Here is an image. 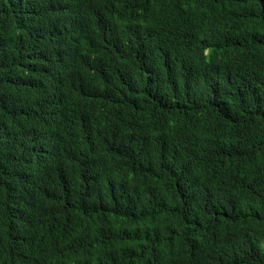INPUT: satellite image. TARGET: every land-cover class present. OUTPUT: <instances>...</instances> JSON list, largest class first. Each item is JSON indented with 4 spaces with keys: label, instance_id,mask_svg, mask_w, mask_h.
I'll list each match as a JSON object with an SVG mask.
<instances>
[{
    "label": "trees",
    "instance_id": "trees-1",
    "mask_svg": "<svg viewBox=\"0 0 264 264\" xmlns=\"http://www.w3.org/2000/svg\"><path fill=\"white\" fill-rule=\"evenodd\" d=\"M156 1L0 0V264H264V0Z\"/></svg>",
    "mask_w": 264,
    "mask_h": 264
},
{
    "label": "clouds",
    "instance_id": "clouds-1",
    "mask_svg": "<svg viewBox=\"0 0 264 264\" xmlns=\"http://www.w3.org/2000/svg\"><path fill=\"white\" fill-rule=\"evenodd\" d=\"M163 0L156 1L150 10L152 11L154 6L162 3ZM130 17L133 18V15L130 14ZM164 26L162 23L156 19V28L154 29L153 33H162L164 31ZM87 50V49H86ZM211 51V49H206V53L208 54ZM89 57H92V53L87 50ZM62 59V57H61ZM30 86L36 88L35 83L30 84ZM0 104H2L5 107L15 109L17 108L16 100L14 98V95L10 90H4L0 94ZM48 104L57 106L56 102H48ZM33 114V119L31 122V131H30V137H25V131L22 130V140L25 142V144L29 145L30 148H35L38 152L37 154H34V158L37 160V162L40 161H46L48 164H52L55 162V158L57 154L61 155H68V154H74L77 158V153L72 151L74 148L75 141L73 140H61L58 138L55 134L47 133L44 129V123L42 119L38 116V114L31 110ZM184 140H187L189 142H192V140L184 135ZM183 151V149H182ZM184 151H183V164L188 169V171L191 169L185 165L184 162ZM36 173H38V170H36ZM238 181H239V187L241 186L240 179L242 178V173L239 172L237 175ZM0 262L5 263L3 260L0 259Z\"/></svg>",
    "mask_w": 264,
    "mask_h": 264
}]
</instances>
